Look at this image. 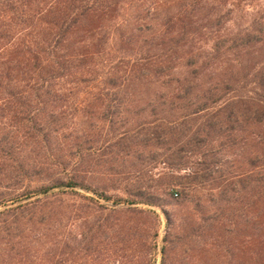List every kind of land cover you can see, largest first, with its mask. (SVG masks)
I'll use <instances>...</instances> for the list:
<instances>
[{
  "label": "trees",
  "instance_id": "trees-1",
  "mask_svg": "<svg viewBox=\"0 0 264 264\" xmlns=\"http://www.w3.org/2000/svg\"><path fill=\"white\" fill-rule=\"evenodd\" d=\"M140 1L0 0V109H35L31 119H19L30 124L16 130H26L23 136L33 140L41 129L45 140L69 130L62 109H101V121L120 109H139L135 114L153 109V120L115 133L113 147L123 152L169 144L164 163L189 170L177 183L181 191L170 192L173 199L183 195L181 203L188 189L221 180L220 200L210 199L221 205L208 210L202 231L217 229L220 240L213 244L236 255L237 264H264V0H177L161 12L157 3ZM132 8L133 16L125 18ZM112 41L116 61L103 57ZM142 79L157 81L166 91L145 107H133L127 87ZM199 118L203 121L191 126ZM17 149L9 138L0 144V172L7 178L17 171L12 168ZM78 188L115 205L138 203L74 179L29 194ZM167 225H172L168 217ZM163 243L164 264L170 240Z\"/></svg>",
  "mask_w": 264,
  "mask_h": 264
},
{
  "label": "rangeland",
  "instance_id": "rangeland-1",
  "mask_svg": "<svg viewBox=\"0 0 264 264\" xmlns=\"http://www.w3.org/2000/svg\"><path fill=\"white\" fill-rule=\"evenodd\" d=\"M144 1L148 6L157 3L161 12L177 0ZM133 13V8L127 9L125 18H131ZM114 45L113 41L108 44L109 54L103 57L118 59ZM102 61L103 58L96 60ZM100 67L96 68L99 79L103 75ZM127 88L133 107H145L146 102H155L156 94L166 91L151 79L136 81ZM220 104L219 101L211 109ZM62 110L69 130L45 140L42 135L46 131L41 129L33 140L23 136L26 130L20 134L16 130L30 124L19 119L34 117L38 113L35 109L21 113L0 109V144L9 138L18 146L12 163L17 171L9 178L0 172V264H163L165 237L170 240V248L164 264L238 263L236 255L230 256L213 244L214 238L220 240L217 229L212 234L201 229L208 210L221 205V201L215 205L210 201L212 196L220 200L217 185L221 180L188 189L189 196L181 203L184 196L173 199L170 192L181 191L177 183L189 170H175L164 163L169 144L160 142L156 147L123 152L113 147L115 133L133 128L140 121L153 120L157 117L153 109H143L140 114H135L139 109H120L107 121H101V109ZM39 111L44 115V109ZM159 111L155 109L158 114ZM202 121L199 118L191 126ZM256 150L253 147V152ZM154 153L156 161L152 159ZM69 179L138 203L115 205L82 188L64 192L56 189L48 196L29 194L36 187ZM148 199L155 204L142 202ZM177 199H181L179 203ZM235 207L232 204L237 218ZM167 217L172 221L170 226Z\"/></svg>",
  "mask_w": 264,
  "mask_h": 264
}]
</instances>
